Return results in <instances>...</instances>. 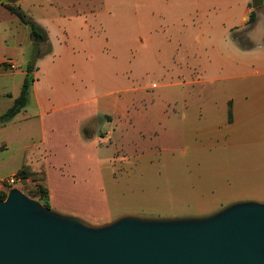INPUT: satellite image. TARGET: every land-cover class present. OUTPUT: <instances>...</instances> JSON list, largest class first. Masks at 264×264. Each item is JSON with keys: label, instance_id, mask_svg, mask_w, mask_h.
Returning a JSON list of instances; mask_svg holds the SVG:
<instances>
[{"label": "crops", "instance_id": "obj_1", "mask_svg": "<svg viewBox=\"0 0 264 264\" xmlns=\"http://www.w3.org/2000/svg\"><path fill=\"white\" fill-rule=\"evenodd\" d=\"M7 2L0 0V97L9 107L42 55L14 119L39 118L47 139L48 130L75 133L95 148L88 158L98 164L164 145L173 157L212 147L233 159L217 200L197 201L210 213L184 218L264 204V13L257 9L246 32L253 0H17L42 42Z\"/></svg>", "mask_w": 264, "mask_h": 264}, {"label": "rangeland", "instance_id": "obj_2", "mask_svg": "<svg viewBox=\"0 0 264 264\" xmlns=\"http://www.w3.org/2000/svg\"><path fill=\"white\" fill-rule=\"evenodd\" d=\"M176 6L178 11L183 8ZM178 11H173L175 17L180 15ZM259 12L264 13V5ZM165 26L167 29L172 24ZM2 32L6 34L8 28ZM21 66L18 71L23 70ZM10 104L8 97H0V111ZM14 118L0 122V190L7 197L17 191L39 211L91 229H103L124 218L164 223L208 214L199 211L197 201H210L213 194L217 200L218 189L226 186L234 174L233 159H224L212 147L199 155L189 152L173 157L164 145L149 156L124 163H94L93 157H88L95 148L74 141L75 133L48 130L51 138L47 139L39 118ZM23 168L28 173L26 179L10 184L8 180ZM39 185L49 189L50 210L40 198Z\"/></svg>", "mask_w": 264, "mask_h": 264}, {"label": "water", "instance_id": "obj_3", "mask_svg": "<svg viewBox=\"0 0 264 264\" xmlns=\"http://www.w3.org/2000/svg\"><path fill=\"white\" fill-rule=\"evenodd\" d=\"M38 209L17 191L0 200V264H264V204L98 230Z\"/></svg>", "mask_w": 264, "mask_h": 264}, {"label": "trees", "instance_id": "obj_4", "mask_svg": "<svg viewBox=\"0 0 264 264\" xmlns=\"http://www.w3.org/2000/svg\"><path fill=\"white\" fill-rule=\"evenodd\" d=\"M263 5V1L262 0H253V2L251 3V6L254 8V10L252 11L250 18L245 26V31H249L251 30L257 20V9L262 7ZM7 8L15 13L16 15L19 16V18L26 24H28L31 27L32 30V36L34 39H38L41 38L43 39L44 37H46V35H44L41 32V27L39 26V24L32 19L18 4H17V0H9V2H7L6 4ZM35 45H38L37 43ZM42 55L40 54H35L33 60L28 64L27 66V70H28V74L25 78V81L23 83L22 86V90L20 95L15 99L14 104L9 107L1 116H0V122L2 124L10 121L11 119H13L28 103L29 101V96H30V89H31V85L34 81V76H33V72L35 70V64L36 62L39 60V58H41ZM18 175H20L23 179H26V177L28 176L27 171L23 168ZM39 195L40 198L43 200V202L48 205V193H49V189L46 186L43 185H39ZM7 199V194L5 191L0 190V200H6Z\"/></svg>", "mask_w": 264, "mask_h": 264}, {"label": "built area", "instance_id": "obj_5", "mask_svg": "<svg viewBox=\"0 0 264 264\" xmlns=\"http://www.w3.org/2000/svg\"><path fill=\"white\" fill-rule=\"evenodd\" d=\"M6 64L10 66V68H15V64L13 62L10 61H6ZM23 178L20 175H13L8 182L12 185L16 184L18 181H22Z\"/></svg>", "mask_w": 264, "mask_h": 264}]
</instances>
